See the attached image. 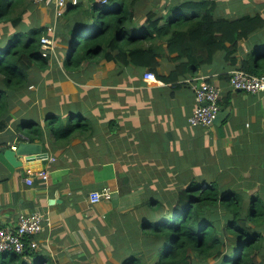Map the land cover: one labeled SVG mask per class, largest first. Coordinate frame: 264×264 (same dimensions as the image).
Listing matches in <instances>:
<instances>
[{
  "label": "crops",
  "instance_id": "0c3cea01",
  "mask_svg": "<svg viewBox=\"0 0 264 264\" xmlns=\"http://www.w3.org/2000/svg\"><path fill=\"white\" fill-rule=\"evenodd\" d=\"M83 1L89 9L88 0ZM210 1L214 18L259 15L264 22V0ZM164 2L144 0L135 8L136 22L143 23L152 4ZM130 29L141 33L136 24ZM157 44L163 48L154 72L167 76L178 63L164 42ZM224 54L216 52L192 76L172 82L159 79L160 84L144 79L148 67L104 58L85 61L64 79L56 66L63 59L52 58L41 77L33 75L32 88L13 97L0 131V225L14 226L19 214L38 210L49 222L37 235L39 249L53 264H120L135 244V207L146 192L171 194L196 178L218 184L221 194L235 190L246 203L253 195L264 201V93L232 89L228 71L235 66ZM255 55L254 67L264 74V23L240 40L230 58L239 64ZM191 77L220 86L221 110L229 112L219 124L209 128L190 123L196 104L190 84L182 79ZM70 111L92 121L93 135L75 139L68 147L42 145L54 161L46 166L47 178L27 184L25 178L40 161L24 168L20 157L23 165L13 167L3 156L7 144L16 140L15 124L27 119L41 125L51 112ZM99 189L110 190L109 198L90 204L88 193Z\"/></svg>",
  "mask_w": 264,
  "mask_h": 264
},
{
  "label": "trees",
  "instance_id": "16d2710c",
  "mask_svg": "<svg viewBox=\"0 0 264 264\" xmlns=\"http://www.w3.org/2000/svg\"><path fill=\"white\" fill-rule=\"evenodd\" d=\"M143 1L88 0L89 9L83 0L67 5L63 15L73 24L69 38H64L69 54L63 68L76 73L85 61L104 58L154 72L163 48L157 43L162 41L178 64L169 75H157L161 81L194 75L220 51L230 65L261 75L254 67L257 55L239 64L230 58L240 40L263 25L259 15L226 20L214 18L210 0H166L161 5L152 4L154 8L138 24L135 8ZM33 6L34 0H0V131L6 125L13 97L34 84L31 68L42 72L49 66L40 46L46 27H29L24 21ZM135 24L140 34L130 33ZM15 125L16 141L40 143L45 148L49 142L54 148L68 147L73 139L85 141L94 133L92 121L76 111L51 112L41 125L27 119ZM176 190L142 195L143 202L135 207L139 215L133 232L136 241L120 264H264V201L259 195L246 203L241 193L221 194L218 184L196 178ZM0 264H53V260L40 249L26 247L22 253L0 252Z\"/></svg>",
  "mask_w": 264,
  "mask_h": 264
},
{
  "label": "built area",
  "instance_id": "2783aa9c",
  "mask_svg": "<svg viewBox=\"0 0 264 264\" xmlns=\"http://www.w3.org/2000/svg\"><path fill=\"white\" fill-rule=\"evenodd\" d=\"M44 1L45 0H34V3H42ZM50 1L56 10L55 18L58 17V9L61 14L66 9L67 5H74L78 2V0ZM101 2H105V0H101ZM56 29L57 24L56 21H54L46 27V33H43L40 37L41 54L48 57L50 60L52 57L57 56ZM156 76L157 75L151 70H146L144 72V79L146 81L160 84L161 82ZM182 82L190 84L196 104L189 117L190 123L209 128L212 127L217 114L221 111L220 86L204 77L200 80H198V77L185 78ZM227 83L232 89L240 90L247 94L264 93V74H254L242 68L234 67L228 71ZM18 142L20 141L15 140L7 144V146L14 150ZM49 159L50 161L54 160L52 157ZM40 177L45 178L46 174L43 171L31 172L25 178V181L27 184H31L34 178L40 179ZM109 195L110 191L108 189L92 190L88 194V200L90 204H96L102 199L109 198ZM47 220L48 218L38 210L19 214L14 226L7 225L0 227V252L8 250L22 253L26 247L34 250L39 249L38 240L30 238V235L37 236L41 233L46 227ZM42 226L45 227L42 228Z\"/></svg>",
  "mask_w": 264,
  "mask_h": 264
},
{
  "label": "rangeland",
  "instance_id": "374dc122",
  "mask_svg": "<svg viewBox=\"0 0 264 264\" xmlns=\"http://www.w3.org/2000/svg\"><path fill=\"white\" fill-rule=\"evenodd\" d=\"M42 9H44L45 12H42ZM57 14H58V17L55 18L56 10L54 9V7L51 4L50 0H45L42 3H35V6L32 7V10L24 15V21H25V24H27L29 27L30 26L31 27H38V26L48 27V25L50 23H53L54 21H56V24H57V29H56L57 40L56 41L58 43L57 47H58V49L62 50L63 45H62L61 42H63L65 48L62 50V53H59V52H61L60 50L57 51V56H54L52 58H54V59L58 58V59H61V60L62 59L65 60L66 57H68V54H69V52H68V47L69 46H68L67 38L66 39H64V38H65V36L69 38V36H70L69 27H71L73 23H71V21L68 20V18H64L63 12L60 14L59 9L57 10ZM5 25H8V24L5 23ZM2 27H3V24H0V34H1V28ZM62 39H64V40H62ZM2 49L3 48H0V51ZM62 62L59 63V65L56 64V66H58V69L61 70V73L65 75L64 79H66L68 74L70 75V74H72V72H67L63 68V63ZM50 64H52V61L49 59V65ZM48 69H49V66H48ZM31 72H32L33 75L38 74L40 77L42 76V74L40 75L41 72L37 71L36 68L32 67L31 68ZM47 72L49 73V71H47ZM47 101L48 100H46V102ZM79 139L81 140V138H79ZM73 140H75V139H73ZM48 162H50V159H49ZM42 171L46 174L45 178H47V176H48L47 170L45 169V170H42ZM40 178L45 179L43 177H40ZM155 182H157V181H155ZM87 198H88V196H87ZM101 201H103V199ZM97 203H99V202H97ZM137 216H139L138 213H137ZM48 224H49V222L47 220L46 226ZM44 227L45 226H42V228H44Z\"/></svg>",
  "mask_w": 264,
  "mask_h": 264
},
{
  "label": "water",
  "instance_id": "95a60500",
  "mask_svg": "<svg viewBox=\"0 0 264 264\" xmlns=\"http://www.w3.org/2000/svg\"><path fill=\"white\" fill-rule=\"evenodd\" d=\"M229 112V108L221 110L215 120L214 124H219L220 121L226 116ZM3 156L6 161L13 167H21L23 165L22 160L20 157H24L23 167L29 163H34L35 161H40V164L37 166V169L31 170V172H38L46 169V166L49 161L48 154L42 150V145L40 143H31L21 141L17 143L16 149H11L8 147L4 150Z\"/></svg>",
  "mask_w": 264,
  "mask_h": 264
},
{
  "label": "bare ground",
  "instance_id": "6f19581e",
  "mask_svg": "<svg viewBox=\"0 0 264 264\" xmlns=\"http://www.w3.org/2000/svg\"><path fill=\"white\" fill-rule=\"evenodd\" d=\"M30 165H27L26 167L29 168ZM37 167V166H36Z\"/></svg>",
  "mask_w": 264,
  "mask_h": 264
},
{
  "label": "clouds",
  "instance_id": "9594fccd",
  "mask_svg": "<svg viewBox=\"0 0 264 264\" xmlns=\"http://www.w3.org/2000/svg\"><path fill=\"white\" fill-rule=\"evenodd\" d=\"M101 2V1H100ZM53 158V157H52ZM54 161V160H53ZM50 162H52V161H50Z\"/></svg>",
  "mask_w": 264,
  "mask_h": 264
}]
</instances>
